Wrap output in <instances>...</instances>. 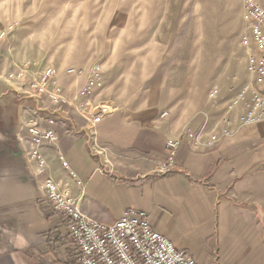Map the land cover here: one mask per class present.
Returning <instances> with one entry per match:
<instances>
[{
  "label": "crops",
  "instance_id": "1",
  "mask_svg": "<svg viewBox=\"0 0 264 264\" xmlns=\"http://www.w3.org/2000/svg\"><path fill=\"white\" fill-rule=\"evenodd\" d=\"M240 3L239 39L246 32ZM118 53L114 48L98 63L114 70ZM240 73L247 76L245 65ZM86 76L62 77L60 83L73 97ZM103 76L95 96L115 110L88 132L84 117L56 107L58 139L42 148L47 162L43 174L26 162L14 142V133L23 131L34 113L16 110L10 96L0 98V264H75L66 219L36 188L48 176L101 222L117 220L127 208L146 211L150 225L197 264H264V120L237 125V112L197 107L200 93L194 90L193 98L198 97L189 100L186 85L168 89L163 98L160 82H154L140 97L127 98L138 80L106 81L104 70ZM221 89L224 98L232 94L229 87ZM65 108L68 115L62 116ZM224 118L231 119L226 136L221 134ZM213 133L218 141L207 145ZM177 136L182 142L174 171L152 174L166 156V138Z\"/></svg>",
  "mask_w": 264,
  "mask_h": 264
},
{
  "label": "rangeland",
  "instance_id": "2",
  "mask_svg": "<svg viewBox=\"0 0 264 264\" xmlns=\"http://www.w3.org/2000/svg\"><path fill=\"white\" fill-rule=\"evenodd\" d=\"M241 1L0 0V30L14 24L13 30L0 39V98L10 96L20 112L50 115L57 108L45 97L22 92L21 82L11 75L25 68L26 77L30 78L46 65L86 68L94 62L102 63L115 48L119 50L117 68L102 67L106 81L110 77L139 81L133 83L136 85L127 98L140 97L154 82H160L159 94L163 98L168 89H183L186 85L191 100L198 97L193 98L194 90L200 93L197 107L222 109L215 107L208 87L217 83L225 90L233 82L239 85L244 77L240 72L246 55L238 41ZM94 100L106 101L98 94ZM60 106L76 111L66 104ZM60 113L67 116L68 110ZM55 119L57 127L59 118ZM26 123L22 125L23 131L14 133V142L31 164L26 155ZM187 133L192 135L190 130ZM177 137L182 142V136ZM157 165L152 174L158 176L169 174L176 167L175 164L169 172L159 174L155 171Z\"/></svg>",
  "mask_w": 264,
  "mask_h": 264
},
{
  "label": "built area",
  "instance_id": "3",
  "mask_svg": "<svg viewBox=\"0 0 264 264\" xmlns=\"http://www.w3.org/2000/svg\"><path fill=\"white\" fill-rule=\"evenodd\" d=\"M242 19L246 32L239 39V46L245 52L247 76L238 86L229 85L232 92L224 98L220 87L214 84L209 89V97L215 107L227 112H237V125H248L264 120V0H243ZM14 24L0 30V39L12 31ZM86 72L85 81L77 88L73 97L69 96L60 83L62 77H70ZM22 84V92L29 96L45 97L55 107L66 104L83 116L89 132L113 112L108 101L94 100L95 91L103 86L104 76L101 65L92 63L87 68L68 66L61 70L46 65L33 77L27 78L25 68L14 76ZM167 114L162 112V116ZM221 134L230 132L231 119H223ZM28 160L34 163L38 174L47 168L42 148L54 144L57 139L55 115L36 113L34 119L25 124ZM219 136L213 133L206 141L211 145ZM181 144L180 137H169L165 141L166 156L159 162L156 172L165 174L176 164V153ZM62 167L68 163L62 152L57 153ZM69 175L75 178L73 170ZM108 175V173H107ZM55 212L67 221L70 246L75 264H197L185 250L178 248L164 234L154 229L144 210L125 209L113 222H101L84 213L80 201L75 199L66 187H60L51 177H45L37 187Z\"/></svg>",
  "mask_w": 264,
  "mask_h": 264
},
{
  "label": "bare ground",
  "instance_id": "4",
  "mask_svg": "<svg viewBox=\"0 0 264 264\" xmlns=\"http://www.w3.org/2000/svg\"><path fill=\"white\" fill-rule=\"evenodd\" d=\"M95 63V62H94ZM98 63V62H97ZM100 64V63H99ZM102 68V67H101ZM103 71V70H102Z\"/></svg>",
  "mask_w": 264,
  "mask_h": 264
}]
</instances>
